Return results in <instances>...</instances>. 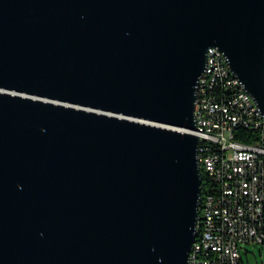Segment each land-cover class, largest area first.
I'll return each instance as SVG.
<instances>
[{
    "label": "water",
    "instance_id": "obj_1",
    "mask_svg": "<svg viewBox=\"0 0 264 264\" xmlns=\"http://www.w3.org/2000/svg\"><path fill=\"white\" fill-rule=\"evenodd\" d=\"M211 46L264 114V0H0V264H189Z\"/></svg>",
    "mask_w": 264,
    "mask_h": 264
},
{
    "label": "built area",
    "instance_id": "obj_2",
    "mask_svg": "<svg viewBox=\"0 0 264 264\" xmlns=\"http://www.w3.org/2000/svg\"><path fill=\"white\" fill-rule=\"evenodd\" d=\"M261 108L233 75L227 57L208 49L196 100L198 134L209 124L207 144L199 145V163L209 162L212 187L207 236L193 245L189 264H243L241 244L264 242V122ZM239 121L252 125L251 140L239 135ZM199 217V216H198ZM199 246L207 247L200 259Z\"/></svg>",
    "mask_w": 264,
    "mask_h": 264
},
{
    "label": "bare ground",
    "instance_id": "obj_3",
    "mask_svg": "<svg viewBox=\"0 0 264 264\" xmlns=\"http://www.w3.org/2000/svg\"><path fill=\"white\" fill-rule=\"evenodd\" d=\"M222 56L227 57L224 51H222ZM229 67H231L230 64H229ZM232 73L240 81V79L235 75L233 70H232ZM261 121L264 122V114H261ZM239 130L244 134V136H252V125L248 123L247 121H239ZM208 131H209V124H202L201 129H198V135L201 138L200 144H207V132ZM200 167H201L202 174L207 179V185H202V191H203V188L205 187V192L203 194L201 192V196L199 200L198 234H197V237L193 245H201L202 237L207 236V226H208V214H207L208 204L207 202L210 199V189L212 187V176H211V170L209 169V162H202V165H200ZM199 255H200V259H207V247L206 246H199ZM193 264H202V263H193Z\"/></svg>",
    "mask_w": 264,
    "mask_h": 264
},
{
    "label": "rangeland",
    "instance_id": "obj_4",
    "mask_svg": "<svg viewBox=\"0 0 264 264\" xmlns=\"http://www.w3.org/2000/svg\"><path fill=\"white\" fill-rule=\"evenodd\" d=\"M243 264H264V242H244L241 244Z\"/></svg>",
    "mask_w": 264,
    "mask_h": 264
},
{
    "label": "trees",
    "instance_id": "obj_5",
    "mask_svg": "<svg viewBox=\"0 0 264 264\" xmlns=\"http://www.w3.org/2000/svg\"><path fill=\"white\" fill-rule=\"evenodd\" d=\"M239 137L243 140H251V138L249 136H243V135H239ZM202 185H207V179L206 177L203 175V183ZM205 192V187L203 188L202 194Z\"/></svg>",
    "mask_w": 264,
    "mask_h": 264
}]
</instances>
